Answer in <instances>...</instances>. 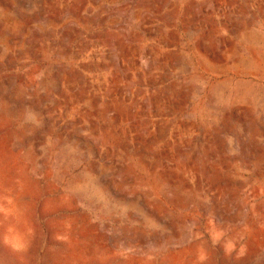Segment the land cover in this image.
Instances as JSON below:
<instances>
[{
	"label": "rangeland",
	"instance_id": "rangeland-1",
	"mask_svg": "<svg viewBox=\"0 0 264 264\" xmlns=\"http://www.w3.org/2000/svg\"><path fill=\"white\" fill-rule=\"evenodd\" d=\"M0 264H264V0H0Z\"/></svg>",
	"mask_w": 264,
	"mask_h": 264
}]
</instances>
